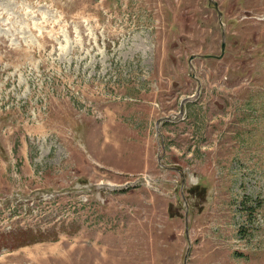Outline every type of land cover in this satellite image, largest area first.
Returning <instances> with one entry per match:
<instances>
[{"label":"rangeland","instance_id":"obj_1","mask_svg":"<svg viewBox=\"0 0 264 264\" xmlns=\"http://www.w3.org/2000/svg\"><path fill=\"white\" fill-rule=\"evenodd\" d=\"M216 1L0 0V264H264V0ZM170 188L187 239L101 230Z\"/></svg>","mask_w":264,"mask_h":264},{"label":"crops","instance_id":"obj_2","mask_svg":"<svg viewBox=\"0 0 264 264\" xmlns=\"http://www.w3.org/2000/svg\"><path fill=\"white\" fill-rule=\"evenodd\" d=\"M128 130H129V132H137L136 130L135 131H133V130H131V129H129L128 128ZM142 132V131H141ZM144 135H146V133H144V132H142ZM140 257H142V255L140 254Z\"/></svg>","mask_w":264,"mask_h":264}]
</instances>
